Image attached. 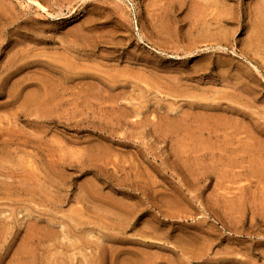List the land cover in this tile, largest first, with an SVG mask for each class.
<instances>
[{
  "label": "rangeland",
  "instance_id": "374dc122",
  "mask_svg": "<svg viewBox=\"0 0 264 264\" xmlns=\"http://www.w3.org/2000/svg\"><path fill=\"white\" fill-rule=\"evenodd\" d=\"M131 262L264 264V0H0V264Z\"/></svg>",
  "mask_w": 264,
  "mask_h": 264
},
{
  "label": "bare ground",
  "instance_id": "6f19581e",
  "mask_svg": "<svg viewBox=\"0 0 264 264\" xmlns=\"http://www.w3.org/2000/svg\"><path fill=\"white\" fill-rule=\"evenodd\" d=\"M59 60H60V59H59ZM54 61L56 62V58H54ZM57 61H58V60H57ZM62 61H63V60H62ZM66 62H67V61H66ZM66 62H64V64H66ZM134 62H135V61H134ZM56 63H57V62H56ZM62 63H63V62H62ZM59 64L61 65L60 61H58L57 66H58ZM60 65H59V66H60ZM62 65H63V64H62ZM70 66H71V65H70ZM70 66H69V64H68V69H69ZM60 67H61V66H60ZM66 67H67V66L65 65V68H66ZM53 68H54V67H53ZM62 68H64V66H63ZM70 69H71V68H70ZM64 70H65V69H64ZM115 79H116V78H115ZM119 81H120V80H119ZM119 81H118V79H117V82H116V80H115V83L117 84V83H119ZM109 82H110V81H109ZM111 82H113V83H111ZM111 82H110L111 85L114 84V81H111ZM58 84H59V86H60V83H59V82H58ZM114 85H115V84H114ZM112 86H113V85H112ZM114 201H115V200H114ZM111 203H114V202L112 201ZM116 204H117V203H115V205H116ZM188 235H189V234H188ZM192 235H193V234H192ZM188 237H189V236H188ZM188 237H187V238H188ZM191 238H192V236H191ZM180 240H181V239H180ZM185 240H187L188 242H192V240H191V241H189L188 239H185ZM181 241H182V240H181ZM184 242H186V241H184ZM134 252H135V251H134ZM130 253H131V252H130ZM138 253H140V252L138 251ZM127 254H128V253H127ZM127 254H126V255H127ZM126 255H125V256H126ZM128 255H129V254H128ZM132 256H133V253H132ZM137 256H139L138 258L141 257V259H142V257H143V255H141V253H140V255H137ZM126 257H127V256H126ZM126 257H125L124 260L127 259ZM128 258H129V257H128ZM129 259H130V258H129ZM129 259H128V260H129ZM131 259H133V258L131 257ZM134 260H135V259H134ZM130 261H131V260H130ZM132 261H133V260H132ZM123 262H124V261H123ZM137 263H139V261H138ZM128 264H129V263H128ZM130 264H133V262H131Z\"/></svg>",
  "mask_w": 264,
  "mask_h": 264
}]
</instances>
